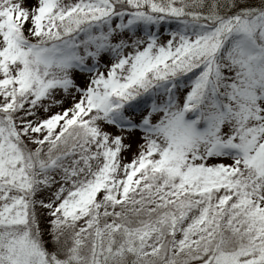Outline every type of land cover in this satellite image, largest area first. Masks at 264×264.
<instances>
[{"label": "snow or ice", "instance_id": "1", "mask_svg": "<svg viewBox=\"0 0 264 264\" xmlns=\"http://www.w3.org/2000/svg\"><path fill=\"white\" fill-rule=\"evenodd\" d=\"M0 264H264V0H0Z\"/></svg>", "mask_w": 264, "mask_h": 264}, {"label": "rangeland", "instance_id": "2", "mask_svg": "<svg viewBox=\"0 0 264 264\" xmlns=\"http://www.w3.org/2000/svg\"><path fill=\"white\" fill-rule=\"evenodd\" d=\"M128 159H129V160L131 159V154L128 155Z\"/></svg>", "mask_w": 264, "mask_h": 264}]
</instances>
